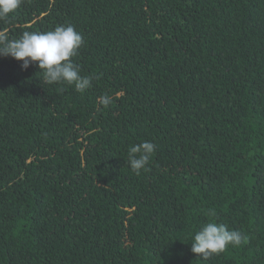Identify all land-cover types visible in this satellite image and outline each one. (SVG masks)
Masks as SVG:
<instances>
[{
    "label": "trees",
    "instance_id": "1",
    "mask_svg": "<svg viewBox=\"0 0 264 264\" xmlns=\"http://www.w3.org/2000/svg\"><path fill=\"white\" fill-rule=\"evenodd\" d=\"M69 24L84 93L0 57V264H264V0H24L0 29ZM209 209L247 239L203 259Z\"/></svg>",
    "mask_w": 264,
    "mask_h": 264
},
{
    "label": "clouds",
    "instance_id": "2",
    "mask_svg": "<svg viewBox=\"0 0 264 264\" xmlns=\"http://www.w3.org/2000/svg\"><path fill=\"white\" fill-rule=\"evenodd\" d=\"M24 0H0V21L13 18ZM84 45L81 33L72 25H58L46 32L24 31L19 37L11 38L7 29H0V57H11L22 61L21 68L26 70L35 64L41 71L42 83L74 86V90L84 93L92 87V81L99 76L80 74V67L74 62L79 49ZM107 108L114 97L109 94L98 98ZM155 153V145L149 141L131 145L127 150L126 163L136 175L147 171V165ZM209 222L192 234L191 252L203 259L219 254L229 245H241L246 237L238 230H229L227 225L217 223V213L209 209Z\"/></svg>",
    "mask_w": 264,
    "mask_h": 264
}]
</instances>
